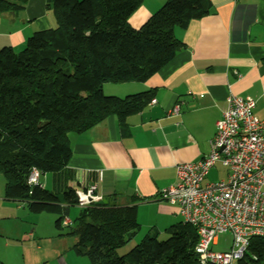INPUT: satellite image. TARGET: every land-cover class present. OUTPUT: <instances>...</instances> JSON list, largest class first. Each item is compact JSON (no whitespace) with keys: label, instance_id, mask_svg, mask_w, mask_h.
Returning <instances> with one entry per match:
<instances>
[{"label":"trees","instance_id":"trees-1","mask_svg":"<svg viewBox=\"0 0 264 264\" xmlns=\"http://www.w3.org/2000/svg\"><path fill=\"white\" fill-rule=\"evenodd\" d=\"M25 0H0V14L18 12ZM143 0H46L55 25L34 32L19 52L0 47V175L6 199L30 213H62L55 227L75 238L72 250L89 264H198L195 228L174 227L160 241L154 230L124 255L117 250L140 230L136 206L93 203L64 226L76 191L29 185L32 170L57 174L67 166V135L83 133L107 117L120 129L153 99L152 90L118 98L103 84L144 83L182 49L173 30L211 11L209 0H166L138 29L128 18ZM40 175V176H41ZM86 190L82 191L85 192ZM62 235V234H60ZM264 239L252 238L238 264H258Z\"/></svg>","mask_w":264,"mask_h":264},{"label":"crops","instance_id":"crops-1","mask_svg":"<svg viewBox=\"0 0 264 264\" xmlns=\"http://www.w3.org/2000/svg\"><path fill=\"white\" fill-rule=\"evenodd\" d=\"M165 1L143 0L128 18V25L140 28ZM209 2L208 15L191 21L183 30H173L182 49L148 81L102 85L104 95L118 98L152 90L154 102L128 116L123 130L116 118L109 116L83 133H69L67 166L57 174L41 175L44 189L84 191L95 186L94 203L135 205L140 229L146 232L166 231L181 219L176 207L155 197L175 183L177 164L196 162L208 154L226 98L255 100L253 114L264 124V0ZM54 25L46 0H25L20 11L0 14V47L19 52L34 32ZM175 105L179 112L174 117L168 112ZM72 207L79 210L74 218L69 217ZM72 207L67 211L68 225L80 212ZM33 217L24 202L6 199L2 184L0 264H10L11 252L20 247L25 264L28 238L37 233V229L28 230V220L32 222ZM51 232L49 236L39 234L41 246L37 249L43 251L44 243L55 241L52 263L89 264L71 249L75 238ZM40 264H48L47 259ZM258 264H264V258Z\"/></svg>","mask_w":264,"mask_h":264},{"label":"built area","instance_id":"built-area-1","mask_svg":"<svg viewBox=\"0 0 264 264\" xmlns=\"http://www.w3.org/2000/svg\"><path fill=\"white\" fill-rule=\"evenodd\" d=\"M152 100L150 103H153ZM255 100L229 95L226 109L215 122L208 154L196 162L175 167V183L155 197L177 208L184 224L195 228L194 248L198 264H237L252 238L264 239V124L253 114ZM178 105L168 114L177 116ZM217 164L226 170L218 181L203 183ZM40 173L32 170L29 185H38ZM95 186L76 191V207L86 209L96 201ZM63 225H68L67 218ZM229 233L227 251H214L210 245Z\"/></svg>","mask_w":264,"mask_h":264},{"label":"rangeland","instance_id":"rangeland-1","mask_svg":"<svg viewBox=\"0 0 264 264\" xmlns=\"http://www.w3.org/2000/svg\"><path fill=\"white\" fill-rule=\"evenodd\" d=\"M21 50H17V51H21ZM225 175H226V170L222 168L219 164H217L211 171H209L203 183L205 184V183L218 181L220 179H223ZM2 184H3V178L0 175V186ZM77 210L78 209L72 207L70 209L69 217L74 218L77 212L79 211ZM29 213L30 212L28 211V214ZM30 214H32L35 217H33L32 222L31 221L29 222L28 220V223H31L28 224V230L37 229L36 230L37 233L34 238L32 239L28 238V251L26 250V253L24 252V256H23V259L26 257L24 263L40 264L41 260L47 259L48 264H54L52 263L53 262L52 260L54 259L52 257L53 256L52 252L54 251L53 246L55 241L49 239L48 243H44L43 251H38L37 246H41L38 236L40 233H44L46 236H49L51 235L50 233H52L51 232L52 229L58 233L64 234L66 232L65 229L62 228L61 230H59L55 227V221L59 218L60 215H62V213L58 214L51 212H42V213H30ZM39 215L40 217H36ZM182 226H183L182 220L176 219V221L172 224V226H169V228H167L168 230L166 229V231L165 230L158 231L157 229H154V231L157 235L158 240L164 241L170 236V233L174 227H182ZM146 233H147L146 229L144 228L140 229L139 232L136 234V236L133 237L132 241L126 244L125 246H123L122 248H119L117 250V253H119V255H124L125 253H127L131 248L136 246L141 241V239L145 236ZM230 245H231V236L229 233H224L219 235L217 237L216 243L211 244L210 247L214 251H227L229 250ZM21 251H23V247L22 248L20 247L16 251L11 252V256H10L11 263L22 264ZM55 251H57V248L55 249ZM45 255L47 256L45 257Z\"/></svg>","mask_w":264,"mask_h":264}]
</instances>
